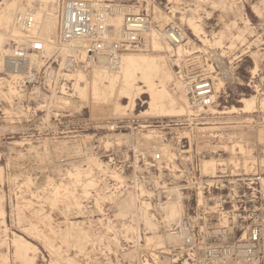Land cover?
I'll use <instances>...</instances> for the list:
<instances>
[{"label":"rangeland","instance_id":"1","mask_svg":"<svg viewBox=\"0 0 264 264\" xmlns=\"http://www.w3.org/2000/svg\"><path fill=\"white\" fill-rule=\"evenodd\" d=\"M63 1L0 0V264H181L180 242L165 241L179 212L240 235L264 204V0H96L149 17L153 37L122 54L151 59L149 87L132 75L142 91L131 100L92 88L89 66L64 69L72 54L57 45L29 65L38 88L18 82L3 16L53 13L56 37ZM169 26L180 54L160 40ZM189 59L215 84L217 113L191 110L175 88ZM72 71L88 77L84 96ZM151 90L183 97L186 111L159 109Z\"/></svg>","mask_w":264,"mask_h":264},{"label":"built area","instance_id":"2","mask_svg":"<svg viewBox=\"0 0 264 264\" xmlns=\"http://www.w3.org/2000/svg\"><path fill=\"white\" fill-rule=\"evenodd\" d=\"M113 13L106 7L95 11L91 0H64L57 13L56 40L60 51L72 42L86 41L84 57L67 55L63 67L68 70L86 68L99 57H105L109 64H116L119 56L127 52L143 49L142 36L150 22L146 14L126 16L122 24L121 38L110 41L105 38L108 27L105 17ZM15 24L22 37L17 38L6 57L12 71L20 77L18 82L24 87L40 85L41 78L35 67L25 66L30 53H41L43 43L33 36L35 21L30 12L15 16ZM167 41L172 47L184 43L181 30L175 26L166 28ZM84 58V59H82ZM190 59L186 61L188 63ZM186 67L176 66V80L182 87L191 110L206 111L214 104L213 81L207 70L193 63ZM160 155L155 156L159 160ZM260 194V193H259ZM261 195V194H260ZM250 221L238 236H233L226 227L206 229L198 226L199 219L182 215L169 225V234L179 238L181 264H264V204L259 203L250 212Z\"/></svg>","mask_w":264,"mask_h":264},{"label":"bare ground","instance_id":"3","mask_svg":"<svg viewBox=\"0 0 264 264\" xmlns=\"http://www.w3.org/2000/svg\"><path fill=\"white\" fill-rule=\"evenodd\" d=\"M91 2L93 9L97 12L103 10L106 7L113 9V13L107 15L104 20L105 25L108 27L107 34L105 36L108 42L117 41L121 38L122 24L127 15H136L140 12V11L131 12V9L128 6L104 4V2H100L96 0H91ZM25 12L31 13L30 10L24 9L22 11L15 13L13 15V19H12V13L11 14L8 13L3 16V18L6 20V23H11L12 21V30H10L9 39H16L22 36L20 28L15 24V16L17 14L25 13ZM127 12H131V13H127ZM31 15L33 19L34 16L36 15V21H37V23L35 22V28L32 31V35L38 36L39 39L42 41L43 51L39 54L33 52L30 53L28 56V61L25 65L26 67L32 64H40L38 63V59H37L38 55H42V54L48 55L52 51H54L56 45L58 47L56 40L57 38L55 37V14L53 17L52 16L53 13L41 12L40 10H38L31 13ZM189 26L192 29V31L196 34L195 25L189 23ZM148 31L149 29L144 33V35L146 34V37H151V36L153 37V33L151 34ZM166 33L167 32L162 31L160 40L163 41V43L168 47V44L165 43V38L167 37ZM86 45L87 43L84 40L72 42L70 45L66 46L65 48L66 51L65 50L64 51L65 53H69L72 55H79L83 57L85 54ZM153 46L154 48L158 49L157 45L154 44ZM180 47H182V45L178 46L176 49L178 54L182 53L183 51V49L178 50ZM89 68L91 69L90 75L93 74L94 76L91 83L92 88L97 90L99 88L105 87L108 89V91L112 96H115L120 93L121 95L128 97L130 100L132 93L135 92L137 94V90L138 93H140L139 91H142L138 89V87H136V82L133 81L134 75L137 76V78L144 83L146 88L147 86L149 87V83L151 81V72H152L151 59L141 55H136V56L120 55L115 65L109 64L108 60L105 57H99L97 59V63L94 62L90 64ZM6 70H9V68L7 67ZM72 72H71L72 74L69 75V77H72L74 79V83L72 85L74 93L77 94L79 97H81V95L84 96L87 92L88 77H86L84 73H82L81 71H72ZM221 79L220 78L218 79V83L216 84V91H218L223 86V81H220ZM174 86L176 89H179L180 93L184 96L188 106V100L182 87L177 83H174ZM214 89H215V84H214ZM150 92L153 96V99H155L158 102L157 106L159 109H162L164 107L171 108L172 105H175L177 109H179V111H186V104L183 97H181L180 100H177L174 96L170 95L169 93L168 95H163L161 93H157L156 91H152V90ZM59 99L63 100V102L66 100L63 98H59ZM249 101L250 100H243L244 102L243 110L247 109V107L251 104V102ZM211 109L212 108L210 107L211 114L217 113L211 111ZM211 165L212 166L214 165L213 161ZM179 217H181V212L175 214L174 216H171V218H169L168 220H175ZM165 241L173 244L180 242L179 238L174 237L172 235L166 237Z\"/></svg>","mask_w":264,"mask_h":264}]
</instances>
